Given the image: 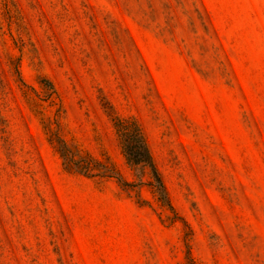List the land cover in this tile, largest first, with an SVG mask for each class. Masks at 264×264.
I'll return each instance as SVG.
<instances>
[{"label":"rangeland","instance_id":"obj_1","mask_svg":"<svg viewBox=\"0 0 264 264\" xmlns=\"http://www.w3.org/2000/svg\"><path fill=\"white\" fill-rule=\"evenodd\" d=\"M0 264H264V0H0Z\"/></svg>","mask_w":264,"mask_h":264},{"label":"trees","instance_id":"obj_2","mask_svg":"<svg viewBox=\"0 0 264 264\" xmlns=\"http://www.w3.org/2000/svg\"><path fill=\"white\" fill-rule=\"evenodd\" d=\"M113 125L126 163L138 171L147 169L150 177L149 184L154 188L158 199L171 208L162 178L154 163L140 126L132 118L122 117L116 114H113ZM56 141L58 150L60 151L63 163L66 167L71 168L75 166V170L86 176H93L95 174L89 173V171L94 168L91 164L87 162H78V160L73 159V157L64 152L65 142L62 139L56 137ZM91 160L93 159L91 158ZM99 175L107 177L116 176L120 178L118 173L114 171H110L109 173L101 172Z\"/></svg>","mask_w":264,"mask_h":264}]
</instances>
